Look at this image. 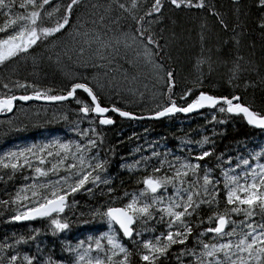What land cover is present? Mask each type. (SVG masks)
<instances>
[{
	"label": "snow or ice",
	"instance_id": "obj_1",
	"mask_svg": "<svg viewBox=\"0 0 264 264\" xmlns=\"http://www.w3.org/2000/svg\"><path fill=\"white\" fill-rule=\"evenodd\" d=\"M78 2L0 0V64L27 54L33 46L38 47L45 39L60 33L70 24V16ZM165 4L176 10L205 8V0H153L144 15L135 21L141 43L147 37V56L151 55L147 45L155 41L151 32L142 27L141 21L162 13ZM258 6L264 8V0H258ZM119 7L123 9L125 5ZM131 7H136V0H132ZM208 10L214 12L213 8ZM217 19L227 27L218 14ZM259 27L264 29V15L259 20ZM240 59L238 57L234 64V76L240 70ZM166 77L168 99L149 114L151 117L189 113L208 107L220 113L242 114L249 125L264 129V112L254 111L241 103L239 96L213 95L206 91L194 94L192 88H187L180 96L182 103L178 104L171 94L173 73L167 71ZM3 87L7 89L9 85L5 83ZM77 89H82L90 98V102L76 101L82 105L78 108V112L84 114L81 119L87 118L89 123L86 128L73 125L72 131L77 133L79 140L51 141L43 146L33 145L0 155V169L10 170L5 175L11 177L26 165L32 169L33 177L42 178L41 182L34 180L31 184L20 185L8 200H0L4 207L15 206V214L10 216L13 221L46 218L49 231L62 232L70 227L68 219L61 216L69 206L70 194L82 189L91 193L92 187L99 184L107 186L108 194L113 193L110 178L106 175L108 161L101 159L98 152L103 140L101 138L98 142L93 138L100 135L95 127L97 123H113L108 115L109 107L101 105L87 83H72L64 95H41L34 91L32 96L51 101L65 100L73 97ZM29 98V95L19 97L20 100ZM16 99L13 95H0V111H11ZM111 111L121 117L133 116V113L115 106ZM89 114L93 115L89 117ZM211 118L213 121L217 119L215 112ZM189 143H195L200 149L195 153L189 149V157L173 156L169 160L167 151L162 158L153 150L128 164L130 171L144 170L146 174L137 181L143 186L123 192L120 197L112 195V203L91 210L92 218L99 217L107 230L89 235L74 245L70 243L66 248L70 254L68 261L54 260L51 256L39 259L27 252H13L5 260H0V264H133V256L136 257L135 264H264V162H261L264 148L248 153L246 157L237 156L235 161L232 157L217 156L213 168L200 163L212 155L211 148L204 150V145L210 143L209 138L205 136ZM50 148L56 149L55 154L48 150ZM28 156L37 161L36 166ZM53 156L55 162L47 160ZM69 157L72 162H67ZM61 168L65 169V174L57 176ZM49 174L57 178L52 179ZM89 184L92 187H85ZM117 200L123 202L117 205ZM204 207L210 210V214L201 217ZM205 222L207 226H204ZM39 231L35 229L27 238L20 236L12 246L26 239H35ZM125 238L132 241L131 248ZM0 247L8 249L10 245L4 243Z\"/></svg>",
	"mask_w": 264,
	"mask_h": 264
},
{
	"label": "rangeland",
	"instance_id": "obj_2",
	"mask_svg": "<svg viewBox=\"0 0 264 264\" xmlns=\"http://www.w3.org/2000/svg\"><path fill=\"white\" fill-rule=\"evenodd\" d=\"M257 1L255 0V3ZM68 2L69 0H53V3L67 4ZM251 2L254 1L205 0V8H213L214 12L205 8L176 10L165 4L162 13L153 14L150 18L144 19L141 25L147 30L152 27L156 29L158 25L162 26L158 30L171 27L173 32L175 26L183 28L186 27V24L188 26L200 24L198 36L194 35L195 39L187 40V44L191 45L192 49L199 50L197 56H194L193 63L198 67L205 66L208 75L213 74L214 77H220L222 74L217 73V68L220 64L222 67V63L212 65L207 52L210 50L208 46L211 47L212 43L218 41L212 34L213 28L218 26V20L217 17L211 15V12L218 14L219 18L223 19L227 25L226 29H230L232 23H240L243 4L249 5ZM151 3L150 0H136V7L132 8V0H79L78 4L74 5L70 24L65 29L45 39L38 47L33 46L27 54H21L19 58H12L0 64V95H30L25 94V91L30 87L54 89L65 94L72 83L80 82L87 83L93 89L98 99L104 103V105L101 104L102 106H115L137 116L149 115L158 106L165 103L167 72L165 67L157 61L152 45H147L151 55H145L147 40L143 38L144 43H141V38L136 32L138 27L136 19L144 15ZM120 4H124L125 8H120ZM62 12L63 8H61ZM172 15L176 17H172ZM219 29L221 32H226L224 28L219 27ZM189 31L185 29L182 34L192 35ZM173 33L172 36H167L165 39L166 50L169 48V40L176 37ZM222 34L227 35V33ZM228 36L231 44L236 48L241 43L240 39L243 38L242 33L239 36L233 35V38L231 34ZM175 40L179 43L182 41L181 36ZM222 48L224 47H215V50L220 51ZM237 58L233 57L230 63H225L227 67L230 65L227 80L228 82L231 80L229 82L232 84L231 90L236 87L234 84H240L239 79L247 78L248 74H258V68H260L259 65L256 66V63L251 65L241 56L239 57L242 58L239 60L240 70L234 76L233 69ZM161 65L163 67H160ZM216 82H220V79ZM5 83L9 85L7 89L3 87ZM18 83L24 86L15 87ZM77 99L89 102L88 98L76 96L71 101L72 103L68 102L63 105L34 103L17 105L11 116L0 118V155L7 151L28 148L33 145L43 146L51 141L79 140L80 137L77 133L72 131L73 125L86 128L89 127V123L87 118L81 119L83 116L78 112V108L82 105L76 102ZM116 118L120 121L117 127H121L124 122H131ZM45 126L54 128V133H44L39 139L29 138L30 132ZM95 127L100 135L93 138L98 142L101 138L105 141L108 137V132L105 129L107 127H102L98 123ZM48 150L55 154V148ZM102 150L103 146L99 144V157ZM28 159L32 161L33 166H36L37 161L33 160L31 156H28ZM55 159V156L47 157L48 161L55 162ZM67 162H72L71 157ZM136 170L139 169H133L132 172ZM8 171L10 170L0 169V177H2L0 178V200H8L24 183L31 184L34 180L37 182L42 180V178L33 177L32 169L26 165L11 177L5 175ZM60 174H65L64 168L60 169L57 176ZM49 175L51 176V174ZM57 176H51V178L56 179ZM107 177L109 176L107 175ZM85 187H92V185L89 184ZM106 187L104 184H99L92 187L91 193L82 189L70 194L68 197L69 206L61 216L66 217L68 221L70 217L76 215L83 217L84 224L81 226H84L88 219H93L89 214L90 211L107 202L104 198L100 199V196L104 197L108 194ZM80 195H86L92 203L81 202L78 197ZM14 214V205L9 204L7 207L0 205V221L3 220V223H22L10 219V216ZM95 220L98 224L103 222L99 217ZM46 226L49 228L48 221ZM98 226L99 229L93 234H87L86 238L107 230L104 222Z\"/></svg>",
	"mask_w": 264,
	"mask_h": 264
},
{
	"label": "trees",
	"instance_id": "obj_3",
	"mask_svg": "<svg viewBox=\"0 0 264 264\" xmlns=\"http://www.w3.org/2000/svg\"><path fill=\"white\" fill-rule=\"evenodd\" d=\"M253 1L249 5H247L248 2L243 4L240 23H232L231 28L226 29L217 19L218 26L224 28L226 32H221L216 25L213 28L212 34L216 36L215 39L218 41L216 40L215 45L212 43L211 47L208 46L210 50H207V52L212 65L222 63L223 66L221 67L220 64L217 68V73L222 74L220 77H214L213 74L208 75L205 66L198 67L193 63L194 56H197L199 50L192 49L191 45L187 44V40L193 39L194 35L198 36L201 28L200 24H190L189 26L186 24V27L183 28L175 26L174 33L171 31V27L158 30L162 27L161 25L156 26V29H153V27L152 29H146L151 32L155 41L151 45L155 51L157 61L165 67L166 71L173 73L174 84L171 94L178 104L182 103L180 96L183 91L192 88L194 94L199 91H206L213 95L239 96L241 103L248 105L254 111L264 112V29L259 27V20L264 15V8L258 6V1L257 3H255V0ZM150 2L153 1L150 0ZM211 15L217 17L216 13L211 12ZM172 17L176 16L172 15ZM148 18L150 17H145V19ZM141 24H143V21H141ZM185 29L190 30L189 32L192 35L182 34ZM171 32L176 37L169 40V48L166 50L167 46L165 47L164 42L167 36H172ZM222 33H227V35ZM241 33L243 38L240 39L241 43L236 48L231 44L228 35L231 34L233 38V35L239 36ZM178 36H181L182 40L179 43L175 40ZM144 38L147 40L146 36ZM174 42L176 43L174 44ZM215 47L224 48L218 51L215 50ZM205 51L204 53L207 54ZM204 56L209 58L207 55ZM241 56L244 57V60L249 61L251 65H254V63H256V66L259 65V73H256V75L248 74L247 78L239 79L240 84H234L236 87L231 90L232 84H229L227 80L230 65L227 67L225 63H230L233 57ZM219 79L220 82H216ZM34 91H39L41 95L45 93L49 95L64 94V92L54 89L39 87H30L25 91V94H32ZM168 92L169 89L166 86L164 92L165 102L168 99L166 95ZM76 96L87 99L80 92L76 93ZM187 99L186 97L185 100ZM99 102L104 105L101 100ZM213 112L217 117L215 121L211 118ZM117 119H114L112 127L106 128L108 137L101 144L103 150L100 158L108 161L106 174L111 178L110 186L113 188V193L104 197L100 196V199L104 198L107 201L105 204L112 203L110 200L112 195L120 197L123 192L133 191L142 186L137 181L146 174L144 170L141 168L132 172L127 165L149 155L153 150L160 153L162 158L167 151L169 153L167 159L169 160L173 156L189 157V149L193 153L200 150L198 145L189 143V141L195 142L206 136L209 138L210 143L204 145V150L211 148L212 155L205 157L200 163L202 166L207 164L208 167L214 168L217 164V156H222L224 159L232 157L235 161L237 156L246 157L248 153L258 152L264 148V130L248 126L241 116H231L228 113H220L216 110L205 109L199 114L189 117L176 114L160 121L124 122L121 127H117L120 123ZM221 120L223 123L220 122ZM54 130L52 127H41L30 132L29 138L39 139L42 134L54 133ZM261 162H264V160ZM153 163H156L155 158H153ZM122 164L125 166L121 167ZM216 174H218V169ZM78 197H80L81 202L92 203L86 195ZM69 202L70 200H68ZM122 202V200H117L115 203L119 205ZM221 207H223L222 203ZM209 214L210 210L208 208H202L201 217ZM83 219V217L77 215L70 217V227L58 233L48 230L46 226L47 219L39 218L24 223H3L4 221L1 220L0 245L8 243L10 247L8 249L0 247V260H5L13 252H27L36 255L39 259L51 256L54 260L68 261L70 254L66 251L67 246L70 243L74 245L77 241L85 239L89 233H95L99 229L98 225L103 224V222L98 224L95 219H88L87 224L81 226L84 224ZM204 226H207V222ZM159 228L160 226L157 225V230ZM35 229L40 230L35 239H26L25 242L12 246L13 242L18 240L20 236L27 238ZM125 242H127L128 247L133 246L130 244V240H125ZM135 261L136 257L133 256V264H135Z\"/></svg>",
	"mask_w": 264,
	"mask_h": 264
},
{
	"label": "water",
	"instance_id": "obj_4",
	"mask_svg": "<svg viewBox=\"0 0 264 264\" xmlns=\"http://www.w3.org/2000/svg\"><path fill=\"white\" fill-rule=\"evenodd\" d=\"M83 93L85 96H87V94L85 92H83L82 89H77L74 93V96L73 97H69L65 100H57V101H51V100H45V99H37L35 96H32V94L29 95V99L28 100H20L19 97L22 96V95H15L17 97L16 100H14L13 102V107H12V110L11 111H0V118H4V117H9L13 114V112L15 111L17 105H28V104H41V105H58V104H64V103H68V102H71L74 100V98L76 97V93ZM64 95V94H63ZM88 98V101L90 102V98L87 96ZM108 107V106H107ZM111 108L112 107H109L110 111L109 113H112L114 116L116 117H119L120 119L124 120V121H137V122H140V121H160V120H163L165 118H169L175 114H181L182 116L184 117H189V116H192V115H196V114H199L202 110H205V109H208V110H214V109H210L208 107H205V108H202V109H199V110H193L192 112H189V113H174V114H171L169 116H165V117H160V118H153L151 117L150 115H144V116H137L135 114H133V116H130V117H121L119 115V113L117 112H112L111 111ZM125 111V110H123ZM108 113V114H109ZM84 115V114H83ZM93 115V114H92ZM231 116H242V114H229ZM244 120V119H243ZM244 122L252 127V128H255V129H258V130H264L262 128H259V127H256V126H253V125H249L245 120ZM112 124L110 125H101L102 127H110L112 126ZM36 219H39V218H35V219H32V220H27V221H33V220H36ZM42 219H46V218H42ZM122 235V234H121ZM125 240H128L127 238H125Z\"/></svg>",
	"mask_w": 264,
	"mask_h": 264
},
{
	"label": "flooded vegetation",
	"instance_id": "obj_5",
	"mask_svg": "<svg viewBox=\"0 0 264 264\" xmlns=\"http://www.w3.org/2000/svg\"><path fill=\"white\" fill-rule=\"evenodd\" d=\"M109 115L111 116L112 120L114 121V119L116 118V116H114L112 113H109ZM92 115L89 114V117H91ZM22 223L26 222V221H20ZM31 222V221H30Z\"/></svg>",
	"mask_w": 264,
	"mask_h": 264
},
{
	"label": "bare ground",
	"instance_id": "obj_6",
	"mask_svg": "<svg viewBox=\"0 0 264 264\" xmlns=\"http://www.w3.org/2000/svg\"><path fill=\"white\" fill-rule=\"evenodd\" d=\"M72 103V102H71ZM63 105V104H62ZM207 110V109H206ZM127 111V110H126ZM150 114V113H149ZM92 115V114H91ZM109 115V114H108ZM118 120V119H117ZM119 121V120H118ZM135 122V121H134ZM141 122V121H140ZM149 122V121H148ZM112 127V126H111ZM106 129V128H105ZM100 130V129H99Z\"/></svg>",
	"mask_w": 264,
	"mask_h": 264
}]
</instances>
